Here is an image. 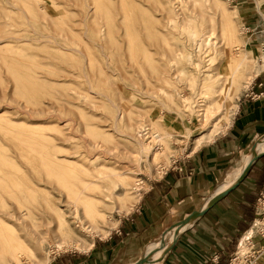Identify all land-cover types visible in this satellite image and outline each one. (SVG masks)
Returning a JSON list of instances; mask_svg holds the SVG:
<instances>
[{
    "label": "rangeland",
    "instance_id": "obj_1",
    "mask_svg": "<svg viewBox=\"0 0 264 264\" xmlns=\"http://www.w3.org/2000/svg\"><path fill=\"white\" fill-rule=\"evenodd\" d=\"M104 1L0 0V36L12 31L20 39L0 49V142L4 145L0 172L17 193H0V218L5 224L0 225V250L9 246L19 264H45L44 256L51 261L63 252H79L57 248L60 236L54 220L58 210H64L73 227L79 225L74 206L68 203L79 200L82 204L80 192L84 190L98 201L86 204L97 216L96 225L106 224L100 219L102 213L106 222H115L123 214L119 196L125 189L116 186L121 180L113 174H128L132 180L128 189L143 193L192 154L195 139L210 126H205L198 112L203 109L199 107L200 80L194 85L181 71L191 68L186 55L195 53L186 44L183 13L191 8L198 16L218 20L213 0L207 2L206 14L201 4L193 7L189 0H178L182 4L175 5L177 24L169 22L173 15L169 9L176 0H140L138 6L132 0H115L109 10L122 18L124 3L129 16L127 22L114 24V37L98 34L106 24L101 9ZM220 1L233 15L240 48L248 49L258 65L260 57L264 61V0ZM213 38L218 49L225 50V57L213 61L208 53L202 69L235 72L240 50L228 48L218 30ZM71 47L80 51H68ZM252 49H259L260 55H251ZM167 59H174L169 67ZM170 68L176 78L172 100L159 89L157 80V70ZM241 93L226 104L220 128L229 123ZM148 128L165 139H149ZM165 157L171 158L170 163ZM94 160L97 166L92 165ZM112 187L115 195L109 198ZM30 188L37 193L36 199L31 198ZM86 222L91 223L89 218ZM95 231L87 239L105 237ZM15 236L24 238L35 256L21 255ZM39 238H44L42 248L35 245ZM253 241L251 247L245 242L241 245L245 253L237 255L233 264L258 261L264 239L257 236ZM8 263L12 260L1 255L0 264Z\"/></svg>",
    "mask_w": 264,
    "mask_h": 264
},
{
    "label": "crops",
    "instance_id": "obj_2",
    "mask_svg": "<svg viewBox=\"0 0 264 264\" xmlns=\"http://www.w3.org/2000/svg\"><path fill=\"white\" fill-rule=\"evenodd\" d=\"M254 54L259 56L260 50L252 49ZM257 62L260 72L242 91L229 123L213 141L153 181L135 208L88 251L63 252L47 264H145L149 246L180 219L186 206L224 193L211 207L196 204L205 206L203 213L183 230L164 264H233L259 220L264 196V61L260 57ZM255 153L246 178L233 188ZM255 264H264V254Z\"/></svg>",
    "mask_w": 264,
    "mask_h": 264
},
{
    "label": "bare ground",
    "instance_id": "obj_3",
    "mask_svg": "<svg viewBox=\"0 0 264 264\" xmlns=\"http://www.w3.org/2000/svg\"><path fill=\"white\" fill-rule=\"evenodd\" d=\"M99 1V0H95ZM103 1V0H101ZM210 0H189L188 3H192V6H199L201 4L203 13L206 14V5L207 2ZM140 0H132V5L138 6L137 4H140ZM115 3V0H105L101 9H103L104 14L106 16V24H103L99 27L98 34L100 36L109 35V37H114L112 33L114 32V24L116 25V22L118 20H122V22L128 21V13H125V7L124 3L122 4L121 9H124V14L122 15V18H117L119 15L118 13L113 14L109 10V6ZM171 3V2H170ZM181 2L176 0L169 9L170 13H173L171 17H169V22L173 24L178 23V19L174 16L175 15V5L177 7H181ZM211 7L216 10L218 13V20L213 18V16H207V15H200L198 16L197 13H194L191 8H188L183 13V23H185V26L188 27V36L186 38V44H189V47L191 46L195 53L192 51L189 53V55H186V61L191 66H188L187 69H183L181 73H183L187 79H190L193 81L194 85H196L197 80H200L198 93L201 97L199 106L203 109H199L198 112L202 119H204L205 126L210 125L208 127L207 132L200 135L197 139H195L194 142V148L192 150V153L201 147L204 143L213 141L218 134H220L224 128H220L219 126V120L220 117L224 115L226 116V104L230 101H233L238 97L239 93L242 92L243 89H245L250 82H252L255 78V76L260 72L261 67L259 64L255 63L251 57L249 56L248 49H242L240 48V42L241 38L238 35V31L236 29L235 20L233 18L232 13L230 10L222 3L220 0H213L211 1ZM28 10L31 9V7H27ZM95 9V10H94ZM98 8H93V11H97ZM113 19L115 21L113 22ZM218 30V33L222 37V39L225 41L228 48L231 49H238L240 50L238 53V67H236V71L229 74L226 73L223 70H219L218 72L214 73L212 71H205L203 70V60L204 57L208 53H212L211 60L215 61L216 57L224 56L225 57V50H219L216 42L214 41L213 35ZM4 38L0 36V49L2 46H5L6 44H12L14 41H20L19 38H17L15 35V32L10 31L4 32ZM117 39H112L113 42H115ZM192 44V45H191ZM188 47V48H189ZM226 47V48H227ZM68 51H80L77 47H71L68 49ZM214 52V54H213ZM194 54V55H193ZM169 62H174V59H167L166 65L169 67ZM262 68H264V64L261 65ZM180 73V74H181ZM175 79L173 73H171L170 69H163L162 71L157 70V80L160 83L159 89L165 94V96H168L171 100L173 99L172 88L175 85ZM208 102V103H207ZM227 118V117H226ZM230 118V117H229ZM228 118V119H229ZM140 126V123H139ZM191 131H188V134L190 135ZM145 134L148 135L149 139L157 140L159 138V141L165 139V137H161L155 134H151L150 130L145 131ZM151 134V135H150ZM140 143H144L140 140ZM0 149H4V145L2 142H0ZM168 154L171 153V149H167ZM141 153H144V148ZM259 153H255L251 156V158L248 160V164L258 155ZM167 163H170V157H165ZM93 166H97V161L94 160L92 163ZM114 176L120 178L121 183L117 184L116 186H120L125 189V194L122 196H119L121 198V213L127 214L131 212L135 206L137 205L138 201L140 200V197L142 193L140 192V189H136L135 192H131V190H134V187L132 189H128L130 187L132 180L130 177L128 178V174L123 173H115ZM0 193L2 194H10L17 196L16 191L14 188L10 185L6 177L3 173L0 172ZM29 193L31 194L32 199H36L37 193L30 188ZM115 195V190H113V187L111 188V196L109 198H112ZM80 200L83 201V203H79L80 201H72L68 203V206H74L73 207V214L76 215L79 218V225H76V227H73L69 221L67 220L65 213H63L64 210H58L57 213H55V231L60 236V238L57 240V248L59 250L66 249V248H74L75 250L79 252H85L88 251L93 245H94V239H91L93 235L90 236L89 239H87V234L92 232V230H96L95 232L97 235L101 236H107L113 228L117 226V224L120 221V217L116 218V221L113 223L106 222V213H102L100 216V219L106 223L104 226L100 227L96 225L97 222V216L95 217L94 213L91 211L90 207H87V205H92V202L97 201L95 198H92L91 196H88L85 194L84 190L80 192ZM68 198H72L70 195H68ZM99 201H102L109 205L108 202L105 200L99 198ZM98 202V201H97ZM262 209L264 210V200L261 201ZM72 208V207H71ZM205 206L202 205H195L193 207L187 208L185 210L184 214V230L191 227L196 220L201 216V214L204 211ZM103 212V211H101ZM122 214V215H123ZM86 218H89L90 222H86ZM4 224V221L0 218V225L2 226ZM88 224V225H87ZM5 225V224H4ZM182 223L180 220L163 230L156 241L149 246L147 249V252L145 254V264H157L160 260V258L163 256V254L168 250V248L171 246V244L174 242V239L177 235L178 230L180 229ZM11 229V228H10ZM76 229L79 231L76 232ZM262 229H264V219H259L256 222L255 227L245 236V239L243 240L242 244L245 242L248 247H251V245L254 244V239L257 236V233L260 232ZM13 234H14V230ZM16 240L19 243V246L21 248V255L24 254H32L35 256V253H33V249L29 246V244L24 240L22 237L15 236ZM44 238H39L35 240V245L38 248H42V241ZM241 251V252H240ZM237 255H242L245 253V251L240 250ZM30 252V253H29ZM264 254V252H263ZM8 256V261L12 260L11 264H19V260L17 257L13 254L12 250L9 248V246H4L3 249L0 250V256ZM51 257L50 256H44V263L47 264L50 262ZM10 264V263H8Z\"/></svg>",
    "mask_w": 264,
    "mask_h": 264
},
{
    "label": "water",
    "instance_id": "obj_4",
    "mask_svg": "<svg viewBox=\"0 0 264 264\" xmlns=\"http://www.w3.org/2000/svg\"><path fill=\"white\" fill-rule=\"evenodd\" d=\"M253 164V161L250 162L248 164V160H247V164L245 165L244 169H243V172L241 174V177L240 179L233 185V188L236 187L242 180H244V178H246L251 166ZM231 188L228 189V191H230ZM225 193L223 195H215V194H212L211 196H209L208 198H205V199H201L199 201H195V202H192L191 204H189L188 206H186L183 211L181 212V215H180V222L182 223L180 229L178 230L177 232V235L174 239V242L171 244V246L168 248V250H166V252L163 254V256L160 258L159 262L157 264H164V262L169 258L172 250L174 249V247L176 246V244L178 243L179 241V238L184 230V227H183V224H184V214H185V210L187 208H190L191 206L193 205H196L198 204V202L200 203H204L206 206H213L214 205V201L217 200L218 198H221L222 196H224Z\"/></svg>",
    "mask_w": 264,
    "mask_h": 264
},
{
    "label": "built area",
    "instance_id": "obj_5",
    "mask_svg": "<svg viewBox=\"0 0 264 264\" xmlns=\"http://www.w3.org/2000/svg\"><path fill=\"white\" fill-rule=\"evenodd\" d=\"M263 48H264V47H263ZM262 200H264V196H262V198L259 200V201H260V202H259V203H260V206H261V201H262ZM260 210H261V209H260ZM261 218L264 219V210H263V212H260L259 219H261ZM257 236H261L262 239H264V229H262L260 232H258V233H257ZM257 236H256V237H257ZM237 259H238V258L236 257V260H237ZM247 259H248V261H249V257H247ZM248 261H247V262H248Z\"/></svg>",
    "mask_w": 264,
    "mask_h": 264
}]
</instances>
